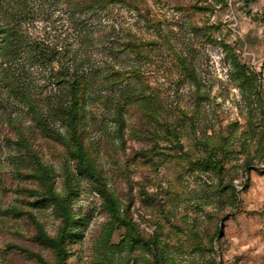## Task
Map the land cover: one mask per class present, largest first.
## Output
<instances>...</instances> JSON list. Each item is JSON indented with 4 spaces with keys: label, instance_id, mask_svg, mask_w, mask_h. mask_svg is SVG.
<instances>
[{
    "label": "rangeland",
    "instance_id": "374dc122",
    "mask_svg": "<svg viewBox=\"0 0 264 264\" xmlns=\"http://www.w3.org/2000/svg\"><path fill=\"white\" fill-rule=\"evenodd\" d=\"M76 4L0 0V264H264V0Z\"/></svg>",
    "mask_w": 264,
    "mask_h": 264
},
{
    "label": "trees",
    "instance_id": "16d2710c",
    "mask_svg": "<svg viewBox=\"0 0 264 264\" xmlns=\"http://www.w3.org/2000/svg\"><path fill=\"white\" fill-rule=\"evenodd\" d=\"M109 1H117L121 2L122 0H77V4L73 7L75 10L81 9V10H87L92 9L93 7H100L99 5H102L100 3H108ZM99 3V5L97 4ZM15 34L14 31L10 35H7L5 37V41H11V50L15 48V39L12 38ZM18 44V43H17ZM21 43L19 42L18 45ZM34 52L36 55H41V50L43 49L38 43L36 45ZM10 49V48H9ZM129 49V48H128ZM49 52V50H48ZM47 52V53H48ZM46 58H50L49 54L46 55ZM110 74V75H108ZM108 77L106 78L105 82L109 86L115 85V80L117 74L114 73H108ZM93 77V76H92ZM93 81V80H92ZM93 83V82H92ZM97 83V82H94ZM64 100H63V106H54L52 113L55 117H60L63 121V126L66 130V132L69 134V139L72 140L75 143L76 149L78 151V162L76 164L77 170L80 174L87 175L90 178L94 176L93 169L87 163L83 156L82 152L84 150V145L81 140V136L78 132V120L80 116V112H82L83 107L85 106V103L87 102L86 93L88 90H94L95 88L91 85V76H80V75H71V77L67 80H64ZM124 88H129L128 86H125ZM25 103L30 107V111L32 113H37L35 108L32 105V101L30 98H25ZM45 124H42V127L44 131H47V128L44 126ZM49 133V132H48ZM42 239L46 242V245H48L50 248L54 249L57 254L58 258L62 260L63 258V246L61 240H55L51 238H47L44 235L42 236ZM148 245L153 247L155 250V242L154 239L149 240ZM154 259L155 264H161L160 258L157 253H154ZM58 264H63L62 261Z\"/></svg>",
    "mask_w": 264,
    "mask_h": 264
}]
</instances>
